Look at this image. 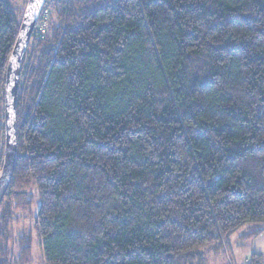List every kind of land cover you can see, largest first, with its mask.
I'll return each instance as SVG.
<instances>
[{
	"label": "trees",
	"instance_id": "1",
	"mask_svg": "<svg viewBox=\"0 0 264 264\" xmlns=\"http://www.w3.org/2000/svg\"><path fill=\"white\" fill-rule=\"evenodd\" d=\"M43 9L21 65L3 232L33 191L44 264H205L203 249L264 230V0ZM20 23L0 0V170ZM19 247L30 264L31 240Z\"/></svg>",
	"mask_w": 264,
	"mask_h": 264
},
{
	"label": "rangeland",
	"instance_id": "2",
	"mask_svg": "<svg viewBox=\"0 0 264 264\" xmlns=\"http://www.w3.org/2000/svg\"><path fill=\"white\" fill-rule=\"evenodd\" d=\"M7 2L21 22L27 0H7ZM41 27L45 28V26ZM31 196L34 204L29 209H17L15 202H12V218L7 223L4 232L2 224H0V257L8 260V264H18L20 262L19 256H22V252L19 241L21 238L31 240L30 264H44L40 238L36 229L38 197L35 191ZM250 227L245 226L231 235L226 244L220 243L218 246L203 249L202 261L205 264H248L251 256L260 255L262 257L259 264H264V253H251L249 255L251 241L254 238L264 237V230L253 237L251 232L255 231V228L250 229ZM260 228H263V226Z\"/></svg>",
	"mask_w": 264,
	"mask_h": 264
},
{
	"label": "water",
	"instance_id": "3",
	"mask_svg": "<svg viewBox=\"0 0 264 264\" xmlns=\"http://www.w3.org/2000/svg\"><path fill=\"white\" fill-rule=\"evenodd\" d=\"M46 1L47 0H27L18 36L7 64L4 93L5 144L3 163L0 170V205L9 188L16 165V104L21 76V65L25 51L37 28Z\"/></svg>",
	"mask_w": 264,
	"mask_h": 264
},
{
	"label": "crops",
	"instance_id": "4",
	"mask_svg": "<svg viewBox=\"0 0 264 264\" xmlns=\"http://www.w3.org/2000/svg\"><path fill=\"white\" fill-rule=\"evenodd\" d=\"M250 248L251 250H249L250 251L249 255H251V253L263 254L264 253V237L254 238L251 241Z\"/></svg>",
	"mask_w": 264,
	"mask_h": 264
},
{
	"label": "built area",
	"instance_id": "5",
	"mask_svg": "<svg viewBox=\"0 0 264 264\" xmlns=\"http://www.w3.org/2000/svg\"><path fill=\"white\" fill-rule=\"evenodd\" d=\"M47 18H48V10L47 9H43L42 12H41L37 27H39L40 25L41 26H45V24H46L45 20ZM41 28H43V27H41ZM43 30H44V28H43Z\"/></svg>",
	"mask_w": 264,
	"mask_h": 264
}]
</instances>
